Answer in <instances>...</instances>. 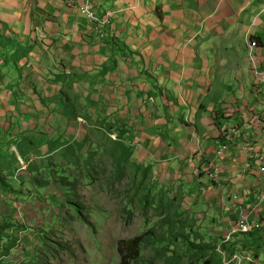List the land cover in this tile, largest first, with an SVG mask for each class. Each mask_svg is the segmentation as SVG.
I'll use <instances>...</instances> for the list:
<instances>
[{
  "label": "rangeland",
  "instance_id": "374dc122",
  "mask_svg": "<svg viewBox=\"0 0 264 264\" xmlns=\"http://www.w3.org/2000/svg\"><path fill=\"white\" fill-rule=\"evenodd\" d=\"M5 1L0 6L14 8ZM1 8L0 226L9 225L0 227V248L8 253L0 250V264H118V242L142 234L137 264H228L227 254L237 250L204 226L207 205L194 213L186 184L160 182L117 140L109 119L112 86L101 80V70L67 69L47 46L63 37L86 52L102 33L103 15L94 24L76 15L70 30L54 31L50 12L39 11L36 18L48 21L37 23L40 31L59 35L37 39L5 25ZM35 47L43 56L37 61ZM239 78L238 85H223L222 97L245 99L249 70ZM73 190L89 225L71 203Z\"/></svg>",
  "mask_w": 264,
  "mask_h": 264
},
{
  "label": "crops",
  "instance_id": "0c3cea01",
  "mask_svg": "<svg viewBox=\"0 0 264 264\" xmlns=\"http://www.w3.org/2000/svg\"><path fill=\"white\" fill-rule=\"evenodd\" d=\"M92 1L109 25L90 48L72 49L63 37L47 46L57 50L67 69L101 70V80L112 86L109 119L131 161L159 174L164 184H186L193 212L207 205L204 226L237 250L227 258L238 255L250 259L241 264H264V204L251 211L256 195L264 192V94L254 72L264 70V0ZM5 3L14 8L2 4L1 20L16 25L22 37L59 35L40 31L37 23L48 21L36 18L39 11L50 12L54 31L70 30L76 15L88 21L73 0ZM35 50L31 57L43 58ZM248 70L247 100L222 97L223 85H238ZM223 146L227 150L218 158ZM211 163L221 172L217 181L206 173ZM235 206L250 212L261 228L226 241L235 225Z\"/></svg>",
  "mask_w": 264,
  "mask_h": 264
},
{
  "label": "built area",
  "instance_id": "2783aa9c",
  "mask_svg": "<svg viewBox=\"0 0 264 264\" xmlns=\"http://www.w3.org/2000/svg\"><path fill=\"white\" fill-rule=\"evenodd\" d=\"M74 6L77 8L79 14L83 17H85L89 22H100L102 20L99 19L96 9L94 7L92 0H73ZM107 21H102V24L104 25ZM252 47L256 46L255 42H252ZM255 72V78L258 84L262 87V91L264 94V70L256 71ZM261 130V128H259ZM262 131V130H261ZM231 134L234 135L236 138H238V133L235 130L231 131ZM227 150L226 146L221 147L220 151L218 152L217 156L218 158L223 155V153ZM247 150V149H246ZM261 160L264 162V159L261 158ZM206 173L208 177L212 180H218V178L221 175V172L214 164H209ZM233 201H236V198H233ZM264 204V192L258 193L256 195L255 203L252 205L251 211H254L255 209L259 208L261 205ZM250 212L243 211L240 207L235 206L233 208V216H235L236 221L234 228L228 233L226 237V241L231 237L235 235H249L253 234L260 230L261 226L250 219L249 217ZM242 262L249 263V258H242L240 256L233 255L229 260L228 264L235 263V264H241Z\"/></svg>",
  "mask_w": 264,
  "mask_h": 264
},
{
  "label": "trees",
  "instance_id": "16d2710c",
  "mask_svg": "<svg viewBox=\"0 0 264 264\" xmlns=\"http://www.w3.org/2000/svg\"><path fill=\"white\" fill-rule=\"evenodd\" d=\"M61 148H62V145L57 147L56 149H54L52 152H55ZM20 161H22V160H20ZM60 179L66 180L67 178L61 176ZM73 187H75V186H73ZM72 192H73V198H72L73 202H71V203H74L77 206V209H78L77 213L79 214V217L82 219V221L86 225H89V220L84 215V212H83L84 205L80 202V200H76V197H77L76 191L73 190ZM6 225H9V224L6 223L5 226H0V227L4 228L3 230H6ZM5 238L8 239V236H6ZM10 240L13 241L12 239H10ZM144 240H145V236H144V234H142L141 236L135 237L131 240L118 242L117 249H116V252H117V255L119 258L118 264H137V261L139 259V250H140V247L143 244ZM1 244H2V238H0V246H1ZM12 245L13 244H11V246ZM0 250L4 251L3 255H8V253L6 251L7 250L6 246H2V248H0ZM197 254H199L198 251H197ZM201 264H208V262L202 261Z\"/></svg>",
  "mask_w": 264,
  "mask_h": 264
},
{
  "label": "clouds",
  "instance_id": "9594fccd",
  "mask_svg": "<svg viewBox=\"0 0 264 264\" xmlns=\"http://www.w3.org/2000/svg\"><path fill=\"white\" fill-rule=\"evenodd\" d=\"M232 256H233V255H232ZM232 256H231V257H232ZM231 257H229L228 260H229Z\"/></svg>",
  "mask_w": 264,
  "mask_h": 264
}]
</instances>
